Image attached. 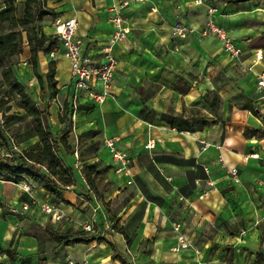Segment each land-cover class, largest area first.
<instances>
[{
	"label": "crops",
	"instance_id": "0c3cea01",
	"mask_svg": "<svg viewBox=\"0 0 264 264\" xmlns=\"http://www.w3.org/2000/svg\"><path fill=\"white\" fill-rule=\"evenodd\" d=\"M52 2L58 7L56 11L59 14L55 18H76V38L80 41L82 53L89 56L92 64L103 63V48L114 30L108 11L112 0ZM194 2L149 0L146 4L132 5L123 12L131 32L112 50L117 68L111 94L102 104H95L85 92H80L72 130L68 132L76 140L79 136H90L89 139L97 142L98 153L110 158L109 169L115 176L113 181L119 183L117 188L132 185L134 180L139 182L138 177L144 175L157 190L160 188V197L178 196L183 206L180 208L181 220L174 221L173 217L166 216L165 201L147 200L146 188L135 183L136 197L140 202L138 207L132 203L116 219L110 220L108 214L105 215L107 222L97 224L98 232L95 234L83 232L80 228L72 230L75 226L70 219L80 215L74 206L84 201L80 194L89 191V187L84 177L79 179L76 176L80 162L75 161L77 156L71 153L67 166L74 171L77 182L63 191V197L69 204L58 205L65 218L61 222H53L44 217L40 225L43 230L48 222L53 226L48 228L60 232H79L87 244L67 247L53 242L49 250H44L43 243L37 239V230L35 235L19 234L18 224L7 213L17 212L15 210H19L21 203L29 201V196L15 182L0 181V264L10 261L18 264H67L69 260H86L87 264H191L197 253L199 256L206 254L214 244L227 242L241 248L257 245L259 231L256 221L264 218V108L258 110L252 98V94H256L255 74L243 70L246 76L236 84L252 101V109L233 110L232 119H227L230 121L220 120L218 115L205 110L201 99L208 83L203 75L205 53L199 45L203 42H198L195 36L171 40L174 23L196 29L204 26L206 14L204 17L198 14L202 5ZM152 7L157 8V12H152ZM217 16L216 10L214 18L218 22ZM46 28L50 31L44 33L53 35L52 24ZM216 42L218 53L226 58V64L238 66L221 52L220 44ZM240 47L245 52L242 56L245 66L252 63L250 52L253 49H261L264 53V48H250L248 43ZM195 55L196 61L193 62L191 59ZM54 62L58 95H64L63 101L66 98L70 100V63L62 56H57ZM262 69L264 59L254 67V72ZM92 85L94 91L101 92L98 82L94 81ZM217 92L220 99H224L220 91ZM229 92L231 87L228 84L224 93ZM256 99L264 104V101ZM63 101L59 102L62 106ZM143 107L150 110L143 112ZM191 109H199L213 117L210 124L201 130L184 132L161 120L164 113L188 114ZM140 113L145 117L141 118ZM245 129L249 130V137H244ZM106 140H113L116 149L131 157L128 174L115 172L117 166L104 146ZM148 144L152 146L148 148ZM251 153L258 154L259 158L245 160L244 156ZM137 156L146 158L147 166L133 167V158ZM233 169L238 170V176L236 173L232 175ZM7 184H16L19 188L17 193L7 192ZM35 195L42 201L49 194L38 188ZM85 195L92 194L88 192ZM237 196L240 206L233 199ZM36 210H30L28 215ZM91 215L84 222L90 220ZM94 218L96 222L98 216ZM177 225L179 230H175ZM120 228L123 234L119 233ZM237 228L240 232L235 231ZM180 236L189 248L176 250Z\"/></svg>",
	"mask_w": 264,
	"mask_h": 264
},
{
	"label": "rangeland",
	"instance_id": "374dc122",
	"mask_svg": "<svg viewBox=\"0 0 264 264\" xmlns=\"http://www.w3.org/2000/svg\"><path fill=\"white\" fill-rule=\"evenodd\" d=\"M8 1H12L14 8L13 15L16 18H21L24 13V3L26 0H0V9L3 8ZM37 1L43 3L46 8H49L53 11L52 15L43 16L42 19L37 23L43 34H48L50 30L47 28L44 29V27L49 25L51 26L52 22L50 23V21L52 18L58 17L57 15L59 13L56 11L58 7L56 3L52 2V0ZM199 8L200 12H198V14L202 15L203 17L205 14L207 17L208 8L216 9L218 15V22H216L227 31V33L238 45L243 46V44L248 43L250 48H264V0H252L249 2L243 1L238 4L229 3V0H205L204 5L200 6ZM171 36V40L174 42L175 38L173 37L172 33ZM198 42H203L199 43V45L201 44L200 46L203 47V52L205 53L203 75L204 80L208 83V88H205L204 96L207 95L210 99L211 93L209 92L220 91L224 99L221 97V103L217 106L218 118L220 120H227L228 118L232 119L231 112L233 110L239 109L242 104H247V99L244 96V92L236 84L237 81L246 76V73L239 65L235 66L232 63L226 64V58L221 53H218L219 45L216 41L199 40ZM48 54L49 53H40L39 55V71L42 77V84L40 85L32 73L30 64L28 63L29 48L24 38L23 52L17 58H15L13 74L17 81L22 82L25 90L33 96V99L37 103L42 100L48 104V111L54 132L59 137L64 136L67 139L70 147V153H65V150H61L60 152V156L62 157L64 163L66 165L69 164L67 162L71 153L72 155L74 154V156L77 154V158L74 157V160L79 161L80 163L76 167V176L79 179L83 178L84 166L91 164L94 161H97L98 168L106 169L105 172H102L100 175L95 177V184L102 195V199H95L98 202H101V208L96 213L98 218L93 224V228H95V230L89 233H97L98 230L96 225L102 222H107V219L104 218L105 215L108 214L110 220L116 219L118 214L122 212V210H127L126 208H130L132 203L138 207L140 202L136 197L135 187L137 185H135V183H138V185L141 187L146 188L147 200L155 199L154 201L156 202L161 200L163 202L165 201L164 213L167 214L166 216L169 218L173 217L174 221H180L181 216H183L181 215L182 210H180V208L183 206L179 201L178 196L165 195V198L160 197V188L157 190L144 175H140L138 177L139 182L134 180L132 185H128L123 189L120 187L117 188L119 183H115L113 181L115 176L112 175L113 171L109 169L111 166L109 164L110 158L108 155L102 152L98 153V144L92 143L95 142L94 139L90 140V136H87V138H84V136H79L78 140H76L74 136L68 135V132H71V128L73 126L72 117L71 123H67L66 125L59 123L58 118L61 113L59 112L55 101L57 98L59 102H62L64 95H58L57 93L55 98H52L51 91L49 90L48 84L46 82V73L52 68H55V62L51 60ZM192 60L193 62L196 61V55L195 57H192L191 61ZM1 70L2 67H0V112L2 116V121H0V130L2 131V137L0 138V160H12V158H15V156L18 155L21 150L33 143L34 140H37V138H31V135L33 134L31 116H29L24 109L20 108L19 96L12 91L10 85L6 84L2 80ZM228 84L231 87V92H229L231 95L224 93V89ZM257 96L258 95L255 93L252 94L254 104L257 106L256 108L261 110V108H264V104L256 101ZM205 110L209 112L207 107H205ZM225 111H227V113ZM253 111L252 112L255 114V110ZM210 119H213V117L207 118V125L210 124ZM224 122L225 121H223V123ZM96 158L98 160H96ZM145 160L146 158L143 157H134L132 166H147L148 162H145ZM78 171H80V173H78ZM235 173V175L238 176V170H236ZM121 178L123 180L125 179V177ZM5 189L10 194H16L19 188L16 186V184H7L5 185ZM78 191L81 190L78 189ZM84 192L88 193L90 191ZM84 192L80 194V196L84 198V201H81L79 204L74 206V209H76L80 215H74L73 219H70L71 221L73 220L72 224L75 226L72 228V230H78V228L82 230V224H84V220H86L89 215L92 214V211L87 206L89 201H87V196ZM92 196L94 195L92 194ZM233 199L236 203L238 202V206H240L239 196ZM248 199L249 198L246 197V200ZM54 204L59 205V203ZM139 210H141V208H139ZM15 211L17 212H8L7 216H13V221L18 224L17 231L19 234L22 235L33 233L35 235L36 233L34 232L37 230V239L43 243L42 248L44 250H49L53 245V242L42 229L43 226L40 225V222H43V218L47 216L41 213L40 210H36L37 212H33L31 215H28L29 211H22L20 208L19 210ZM123 215L126 216L127 214L124 213ZM121 219L122 215H120V220ZM44 225L47 227H53L48 222ZM256 226L259 231V237L258 243L255 247L241 248L237 247L235 244L227 242L222 244H214L209 248L206 254L199 256L200 254L197 253L193 258V263L191 264H264V218L256 221ZM109 228L112 229L110 223ZM235 231L240 232V228H237ZM128 232L130 231L128 230ZM258 245L259 247L257 248Z\"/></svg>",
	"mask_w": 264,
	"mask_h": 264
},
{
	"label": "trees",
	"instance_id": "16d2710c",
	"mask_svg": "<svg viewBox=\"0 0 264 264\" xmlns=\"http://www.w3.org/2000/svg\"><path fill=\"white\" fill-rule=\"evenodd\" d=\"M243 1L249 0H229V2L234 4ZM24 5V13L21 18H16L13 15L12 1H8L0 9V67H2V80L10 85L12 91L19 96L20 108L31 116L33 129L31 138L36 137L37 140L26 146L12 160H0V181L18 183L23 179L30 180L37 189L41 188L48 193L53 203L69 204L63 197V191L67 187L73 186L77 179L74 171L64 163L60 156L61 150L70 153L67 139L64 136L59 137L54 132L48 104L42 100L37 103L33 96L25 90L22 82L17 81L13 74L15 58L23 52L25 38L29 48L28 63L38 83L42 84V77L39 71V55L40 53H49L56 44V40L53 35L43 34L37 23L43 16L52 15L53 11L37 0H26ZM52 61L54 62L55 60ZM46 82L51 91V97L55 98L58 93L55 68L46 73ZM209 93H211V98L209 99L205 95L202 97L201 102L212 115H217V106L221 103L220 96L216 91ZM245 98L247 99V104H242L240 109H252V101L247 97ZM145 109L150 110L147 107H143L142 111L144 112ZM72 113L71 101L66 98L63 101L62 112L58 118L59 123L64 125L71 123ZM140 117L143 118L145 115L140 113ZM207 118L208 116L199 109H191L188 114L168 112L161 115V120L168 126L184 132L201 130L204 125H207ZM1 133L2 131L0 130V138L2 137ZM243 135L244 137H249V130L245 129ZM92 143L97 144L96 141ZM105 171V168H98L97 162L84 166L83 177L89 187V191L94 195L87 196V201L93 202L95 199H102V195L95 184V177ZM118 231L121 234L124 233L122 228ZM44 232L52 242L58 245L68 247L76 244H87L85 240L80 238L81 234L79 232L71 230L60 232L48 227L44 228ZM8 253L10 252L8 251Z\"/></svg>",
	"mask_w": 264,
	"mask_h": 264
},
{
	"label": "built area",
	"instance_id": "2783aa9c",
	"mask_svg": "<svg viewBox=\"0 0 264 264\" xmlns=\"http://www.w3.org/2000/svg\"><path fill=\"white\" fill-rule=\"evenodd\" d=\"M149 0H112L108 11L110 12V21L113 25V33L108 38L106 45L103 48L104 62L100 64H92L89 56L82 53L80 41L76 38V32L78 22L76 18H70L68 20H61L55 18L53 20V36L55 37L56 44L49 52V57L55 60L57 56H62L70 63L71 74V95L70 101L73 108L72 120L74 121V113L76 112L79 104L80 92H85L89 100L95 104H102L114 86L115 70L117 68V60L115 59L112 50L113 47L123 42L131 29L128 25L127 19L124 17L123 12L132 5H142L148 3ZM205 0H195V5H204ZM152 12H157V8L152 7ZM216 9L208 8L207 19L202 28L196 29L191 26H187L181 23H174L171 27V33L177 40H184L190 36H195L199 40H216L220 44V50L231 61L239 65L242 70L252 72L255 74V91L258 94V99L264 101V69L254 72V67L264 59V53L261 49H253L250 52V57L253 58L251 65L245 66L242 62V56L245 52L242 50L233 38L227 33V31L220 26L214 18ZM98 82L101 87V92L93 90V82ZM59 112H62V104L56 101ZM0 121L2 116L0 114ZM104 146L109 150L113 162L116 164L115 172L117 174H128V168L132 162L128 153L119 151L115 147L113 140H106ZM152 145L148 144V148ZM77 156V154H76ZM248 158L258 159L259 156L256 153H251L244 156L245 160ZM235 169L231 170L235 174ZM17 186L29 196V201L20 204L22 211H30L32 209L40 210L45 216H47L53 222H61L65 218L64 211L51 201L49 195L44 196V200L40 201L34 195L37 191L36 186L27 179H23L16 183ZM88 207L92 211L90 220L82 224V230L84 232H93V224L95 222V215L101 208V202L94 200L89 202ZM175 230H179V225L175 227ZM179 245L176 250L189 248L188 243L179 237ZM4 264H18L17 261H10ZM67 264H87L86 260L74 261L69 260Z\"/></svg>",
	"mask_w": 264,
	"mask_h": 264
}]
</instances>
